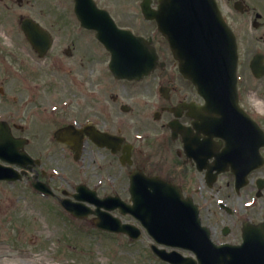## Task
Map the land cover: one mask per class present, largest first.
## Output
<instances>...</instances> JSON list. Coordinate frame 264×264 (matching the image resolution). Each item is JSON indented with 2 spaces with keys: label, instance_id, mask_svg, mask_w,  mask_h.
Wrapping results in <instances>:
<instances>
[{
  "label": "flooded vegetation",
  "instance_id": "obj_1",
  "mask_svg": "<svg viewBox=\"0 0 264 264\" xmlns=\"http://www.w3.org/2000/svg\"><path fill=\"white\" fill-rule=\"evenodd\" d=\"M84 1L0 0V148L18 149L24 167L19 181L32 190L36 178L48 183L40 166L51 155L71 166L67 180L75 175L73 165L83 168L79 183L68 181L70 193L60 189L68 197L81 192L90 198L94 192L122 198L123 193L128 201L133 172L157 176L193 199L212 243L242 245V264H264V0H215L237 44L241 113L211 115L209 128L195 118L203 101L179 73L169 40L146 18L159 0H92L93 8L78 6L96 17L107 13L116 27L141 37L145 63L144 50L154 47L156 68L139 80L112 75L110 52L76 17V2ZM23 23L38 25L32 38ZM245 146L256 148L263 162L236 188L229 162L248 163ZM147 238L148 259L168 264L153 254ZM176 251L198 260L191 250ZM200 252L211 256L210 247Z\"/></svg>",
  "mask_w": 264,
  "mask_h": 264
},
{
  "label": "water",
  "instance_id": "obj_2",
  "mask_svg": "<svg viewBox=\"0 0 264 264\" xmlns=\"http://www.w3.org/2000/svg\"><path fill=\"white\" fill-rule=\"evenodd\" d=\"M156 19L159 30L171 41V46L175 58L179 62V70L182 75L192 81L197 91L203 96L205 104L200 107L197 117H209L220 113L215 110L212 101L217 99L225 103L228 107L235 104V69H236V44L235 39L223 21L214 0H160L159 9L153 16ZM82 25L96 28L97 35L105 46L112 53L111 70L119 78H139L141 73H147L154 66L156 55H152V66L143 71L140 67L119 66L116 61L123 60L119 57V50L122 45L121 40L128 37L132 42H138L139 38H134L126 31L113 29L106 24L93 25L89 18L80 16ZM170 23L171 27L167 25ZM112 26V25H111ZM113 27V26H112ZM111 39V40H110ZM151 51V49L149 50ZM126 61H133L132 57H126ZM223 88L224 93L231 92L232 97L215 96L212 87ZM222 92V90H221ZM216 97V98H215ZM232 101V102H231ZM7 151V152H6ZM14 151V152H13ZM0 149V156L8 161H16L15 148ZM4 152V154H2ZM11 170L0 167V178L6 180L16 179ZM130 193L132 205L119 201L117 205L122 213L134 215L146 230L152 234L158 243L170 246H181L197 249L199 244L208 241L207 234L203 240H196L187 232L185 225L177 224L178 219L172 217L173 213L188 212L186 208H193L187 199H182L177 187H174L158 178L144 177L140 173L131 175ZM35 188L43 193L50 191L42 184H35ZM76 200L84 198L74 195ZM97 205L95 210L83 208L80 204L61 199L60 204L64 209L70 211L74 216H85L93 213L97 218L95 226L112 232L132 233L133 237H138L139 230L129 224H121L119 219L110 215L108 211L115 209V205H108L105 200H93ZM103 208H99V207ZM187 221V219H186ZM191 227L198 229V219L194 217L190 222ZM191 237V239H188ZM231 250L228 255L238 250ZM155 252L162 258L173 264H195L193 260L182 258L173 253H166L155 249ZM217 258L211 261L212 264H226L227 250L220 246L216 248Z\"/></svg>",
  "mask_w": 264,
  "mask_h": 264
},
{
  "label": "rangeland",
  "instance_id": "obj_3",
  "mask_svg": "<svg viewBox=\"0 0 264 264\" xmlns=\"http://www.w3.org/2000/svg\"><path fill=\"white\" fill-rule=\"evenodd\" d=\"M158 123L151 125L157 127ZM44 160L46 163L40 168L47 172L45 178L53 193L61 197V188L69 191L68 180L61 176L70 177L71 166L58 164L53 155ZM73 169L75 175L71 180L79 183L83 168L73 165ZM124 183L122 179L121 185ZM0 186V264H24V260L30 264H151L150 260L156 261L148 259V238L144 231L130 243L124 236L96 228L92 214L73 217L55 198L40 196L24 181ZM122 199H127L123 193ZM112 213L119 216L116 211ZM120 218L130 220L128 216Z\"/></svg>",
  "mask_w": 264,
  "mask_h": 264
},
{
  "label": "bare ground",
  "instance_id": "obj_4",
  "mask_svg": "<svg viewBox=\"0 0 264 264\" xmlns=\"http://www.w3.org/2000/svg\"><path fill=\"white\" fill-rule=\"evenodd\" d=\"M9 257H15V256H14V255H13V256H12V255H10ZM23 263H24V264H30V262H29V261H25V260L23 261Z\"/></svg>",
  "mask_w": 264,
  "mask_h": 264
}]
</instances>
